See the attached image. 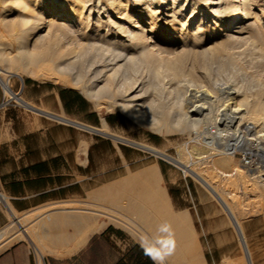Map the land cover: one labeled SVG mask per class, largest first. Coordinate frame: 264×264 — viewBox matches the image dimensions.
I'll return each instance as SVG.
<instances>
[{"label":"bare ground","instance_id":"6f19581e","mask_svg":"<svg viewBox=\"0 0 264 264\" xmlns=\"http://www.w3.org/2000/svg\"><path fill=\"white\" fill-rule=\"evenodd\" d=\"M17 1L23 4L27 0ZM35 1L34 4L38 5V18L32 24L31 31L34 32L32 34L36 39L40 38V42L41 39L44 40L43 49L38 51V55V52H31L28 50L29 47H22L20 44L15 46L17 50L14 53L8 51L9 54L5 48L3 50L0 47L2 49H0V60L7 59L10 64H16V68L20 70L31 63L33 66V63L37 62L38 56L49 58L60 79L70 82L68 76L64 75L66 69L74 67V63L76 64L86 57L94 72L89 85H85L86 93L95 100L97 105L104 106L105 104L101 100L107 99V103L112 109L120 107L158 130L184 129L206 139L207 143H220L221 151L218 154L221 155L214 159L217 167H224L225 174L231 176L229 181L234 183L237 180H242L243 183L249 182L250 175L248 180H245V172L233 158L235 150L240 148H243L242 152L248 153L252 157L251 162L247 165L248 168L254 172L257 169L261 174H264V84L260 83L256 87L253 85L243 87L235 80L236 82L234 81L233 84L236 89L227 91V95H229L227 108L218 107L215 103L217 95L212 94L217 89V82L213 81L212 75L220 81L223 67L227 61L232 64L234 75L241 74V70L235 65L243 52L241 49H234L235 47L227 45L229 40L238 37L229 30L234 28V32L242 33L241 27L245 17L251 15L252 6L258 4L259 0ZM23 6L25 8L27 2ZM23 17L25 18V16ZM223 30H227V33H224L227 36L225 41L219 40ZM27 32L29 33V31ZM28 33L27 35H29ZM27 35H23L26 43ZM254 37L256 38L255 35ZM254 37H251V40ZM4 45L6 44L2 46ZM255 45L257 46V44ZM262 45L261 47H264ZM261 47L257 49L254 46L255 56L264 61V49ZM177 48L180 49L177 50ZM199 64L202 65L201 70H198ZM51 67H42L40 73L46 74V71H50ZM3 70L4 68L0 64V79L5 92L19 99L20 104L34 108L32 103L14 93L9 78L3 75ZM32 72L31 75L37 74ZM80 76L78 73L77 81L80 80ZM188 84H204L207 88L189 93L187 91ZM150 88L157 91L158 95L166 96L170 103L164 105L154 99L151 103L145 104L142 99ZM254 89L263 90V97L258 101H251V97L247 95ZM241 91L245 96L239 99ZM60 116L62 115L60 114ZM210 124H214L213 133L204 130ZM202 125L204 126L201 127ZM100 130L121 139L112 131ZM229 130L233 134L227 136L224 131ZM251 143L254 144L256 152L251 149V146L249 148ZM139 145L179 164L185 172L189 171L198 177L220 199L243 242L247 258L246 264H253V255L248 247L247 237H245L246 234L242 226V216H239L235 211L236 207H233V202L222 193V189L220 190L218 184L213 181V177H207L200 170L197 171L194 166V155H200L204 147L191 145L190 149L191 146H184L182 155L176 157L153 146ZM233 173L236 175L235 177L232 176ZM260 178L259 180L263 181L262 186H264V176ZM235 195L238 196L237 193ZM1 196L5 197L3 193ZM89 198L91 200L93 198L90 206L84 205L85 207H81V209H73L75 213L72 212L76 227L78 224H82V231L75 239L74 247L78 248L91 233L101 231L109 224L126 228L133 233L138 232L140 235L154 237L157 234L158 225L168 222L172 225L176 239L175 252L168 257L170 264H200L198 245L186 214L185 212H175L157 162L137 170H129L127 174L102 184L89 194ZM253 206L255 212L264 214V207L262 208L258 204ZM9 208L10 215L19 221L21 230L16 235L14 234L15 236L11 235L13 230H5L3 233L7 235L10 233L11 238L7 237L9 240L7 239L6 244L3 243L7 245L14 239L28 236L38 252L40 264H43V257L50 250L45 243V237L49 233L47 231L49 228L45 227L47 222L45 221L44 227L39 221L29 225L27 222L35 212L21 217L13 208ZM72 215H70L71 218H73ZM63 221L65 222V219ZM72 223L73 221L70 226ZM54 225L57 226V224ZM3 233L1 235H4ZM61 235L63 237V233ZM3 237L6 238V235ZM49 244L54 245L50 241ZM54 247L56 248L57 245ZM70 249L68 252L71 251Z\"/></svg>","mask_w":264,"mask_h":264},{"label":"rangeland","instance_id":"374dc122","mask_svg":"<svg viewBox=\"0 0 264 264\" xmlns=\"http://www.w3.org/2000/svg\"><path fill=\"white\" fill-rule=\"evenodd\" d=\"M259 1L252 6L251 15L245 17L241 27L242 33L234 32V28L229 30L240 37L229 40L227 45L235 47L234 49H241L243 52L235 65L241 70V74L234 75L233 66L227 61L220 81L212 75L213 81L217 82V89L212 94L217 95L215 103L220 108L229 106L227 91L236 89L233 84L235 80L243 87L264 84V61L255 56L254 50V46L257 49L261 47V44L264 46V0ZM26 2L27 6L22 7ZM26 2L22 4L17 0H0V47L3 50L5 48L6 52L14 53L17 50L15 46L20 44L22 47H29L28 50L35 53L43 49L44 40L41 39L40 42V38L36 39L33 36L34 32L31 31L32 24L38 18V5L34 4L35 0ZM226 31H222L223 34H220L219 40L227 39L224 34L227 33ZM23 35H27L29 39L27 43ZM251 37L255 39L251 40ZM3 44H6L5 47L2 46ZM261 48L264 49V47ZM84 58L83 62L78 61L74 63V67L66 69L64 75L68 76L70 82L60 79L49 58L38 56L39 61L34 62L33 66L32 63L28 64L26 68H22L23 70L21 68L18 70L16 64H10L7 59L0 60L4 68L3 75L9 78L14 93L32 103L35 108L61 118L64 116L67 120L107 129L122 139L109 137L108 134H98L82 126L26 107L20 104L19 99L5 92L0 79V192L5 195L2 197L0 193V251L15 243H32L28 236H24L14 239L9 243L11 245H5L11 235H16L21 230L19 221L10 215L9 207L21 217L35 212L32 220L27 222L29 225L35 224L38 221L41 222L54 210H77L90 206L93 198L91 200L89 194L95 188L127 174L129 170H137L157 162L175 212L186 214L198 245L200 264H246V251L240 235L220 199L198 177L189 171L185 172L179 164L131 142L153 146L176 157L182 155L184 146L202 145L204 147L202 153L194 155L193 158L195 168L207 177H213V181L218 184L220 190L222 189V193L233 202L235 211L243 218L242 226L253 255V264H264V214L255 212L253 208L254 204L264 207V186H262L263 181L259 180L264 174L257 169L254 172L248 168L247 165L252 159L251 155L242 152L243 148L236 149L233 153L234 161L245 172V180L249 179L248 184L246 181V184L243 183L242 180L234 183L229 181L231 176L225 174V168L217 167L215 162L214 158L221 155L218 154L221 151L220 143H207L206 139L184 129L158 130L120 107L112 109L107 99L101 100L106 107L97 105L95 100L86 93L85 85H89L94 72L86 57ZM45 66H52L50 71L55 74L49 73L50 71H46V74L40 73L41 68ZM201 66L199 64L198 70L202 69ZM31 72L37 74L31 75ZM78 73L81 75L79 81H77ZM206 88L204 84H188L187 91L190 93ZM60 89L78 92L81 100L73 101L72 96L66 93V101L71 103L70 109H67L61 98ZM262 91L254 89L247 95L251 97V101H258L263 97ZM244 96V92L241 91L238 98ZM154 99L159 100L160 104L170 103L166 96L158 95L153 88L149 89L142 100L148 104ZM204 130L213 133L214 124H210ZM224 132L227 136L233 134L231 130ZM250 146L255 151L254 144L251 143L249 148ZM82 154L83 157H81ZM214 169L218 171L215 170V176ZM232 176L236 175L233 173ZM43 190L47 192L38 194ZM108 227L110 232L102 236L96 245L94 250L96 255L111 258L120 248L125 249L133 243L139 244L140 233H133L115 224H109ZM7 229L13 230L11 231L13 234H4L3 232ZM2 233L6 235V238L1 235ZM144 233L147 234L146 231ZM34 253L39 258L35 248ZM166 264H170L169 258Z\"/></svg>","mask_w":264,"mask_h":264},{"label":"crops","instance_id":"0c3cea01","mask_svg":"<svg viewBox=\"0 0 264 264\" xmlns=\"http://www.w3.org/2000/svg\"><path fill=\"white\" fill-rule=\"evenodd\" d=\"M49 175L50 174H48V176ZM46 192H47V190H43V191H40L38 194H43ZM71 210L70 209L54 210L53 212L49 213L47 215V217L41 221L42 222L41 226L44 227L45 226L44 223L46 221L47 224L45 227L49 228V229H47V231L49 233H48V236L45 237V243H47V247L50 249L48 251V253H46L45 256L43 257V264H117L118 261L120 260V258L123 256V251H124L123 248H120L119 251H117V254L112 256L111 258H109L107 256L102 257L101 255H96L94 253L96 245L100 241V239L102 238V234L105 232L107 227L101 231H96V232L91 233V235L88 236L87 240L83 244L79 245L78 248L74 247L75 242H76L75 239H77V237H79V235L82 231V224H78L77 225L78 227H76V223L74 222L75 218H74V214H73L75 212L73 209H71ZM62 212H63V214H62ZM57 213H59V214H57ZM56 214H57V217L55 216ZM70 215H72L73 218H71ZM48 216H50V217H48ZM53 216L56 218V220H54L55 218ZM58 216H60V217H58ZM66 216H67V218H66ZM68 217H70L69 218L70 220L68 219ZM62 219L63 220L65 219V222ZM55 221H57V222H55ZM72 221H73V223L70 226V223ZM54 224H57V226ZM74 224H75V226H74ZM57 227H59V228H57ZM64 227H65V229H64ZM60 233L61 234L63 233V237ZM57 237H59V238H57ZM49 239H51V240H49ZM49 241L51 243H54V245L53 246L50 245ZM31 242L32 243H15V244L7 247L6 249L2 250L0 252V264H40L39 259L37 258L36 254L34 253V248H35L34 243L32 240H31ZM32 244H33V246H32ZM61 244L63 247L61 246ZM49 245L52 249L49 247ZM56 245H57V247L58 246L59 247L55 248L54 246H56ZM53 247L55 248V250ZM64 247H66V248H64ZM69 248H71L70 249L71 251L68 252ZM73 248H74V250H73ZM59 249H60V253H59Z\"/></svg>","mask_w":264,"mask_h":264},{"label":"clouds","instance_id":"9594fccd","mask_svg":"<svg viewBox=\"0 0 264 264\" xmlns=\"http://www.w3.org/2000/svg\"><path fill=\"white\" fill-rule=\"evenodd\" d=\"M156 233L154 237L141 235L139 245L152 264H166L167 258L173 255L176 249L175 233L168 222L158 225Z\"/></svg>","mask_w":264,"mask_h":264},{"label":"trees","instance_id":"16d2710c","mask_svg":"<svg viewBox=\"0 0 264 264\" xmlns=\"http://www.w3.org/2000/svg\"><path fill=\"white\" fill-rule=\"evenodd\" d=\"M66 93H69L72 96L73 101L81 100V95L78 92L71 89H60L61 98L63 99L67 109H70L71 103L66 101ZM109 232L110 228L108 227L102 236ZM117 264H152V261L143 254L139 244L133 243L124 249L123 256L120 258Z\"/></svg>","mask_w":264,"mask_h":264},{"label":"water","instance_id":"95a60500","mask_svg":"<svg viewBox=\"0 0 264 264\" xmlns=\"http://www.w3.org/2000/svg\"><path fill=\"white\" fill-rule=\"evenodd\" d=\"M33 109H34V110H37V111H39V112H43V113H45V114H48V115H50V116H53V117L59 118V119H61V120H66V119L61 118V117H59V116H56V115H54V114H52V113L42 111V110H40V109H38V108H35V107H34ZM66 121L70 122L71 124L77 125V126H82V127L86 128V129H89V130H91V131H94V132H96V133H98V134H104V135H107L106 133H104L103 131H101V130H100L99 128H97V127H93V126H89V125L81 124V123H79V122L72 121V120H66ZM107 136H109V137H113V136H111V135H107ZM113 138H116V137H113ZM117 139H118V138H117ZM121 140H122V139H121ZM131 143H133V144H135V145H137V146H140L139 143H136V142H131ZM140 147H141V146H140ZM242 243H243V242H242Z\"/></svg>","mask_w":264,"mask_h":264},{"label":"built area","instance_id":"2783aa9c","mask_svg":"<svg viewBox=\"0 0 264 264\" xmlns=\"http://www.w3.org/2000/svg\"><path fill=\"white\" fill-rule=\"evenodd\" d=\"M39 259V258H38Z\"/></svg>","mask_w":264,"mask_h":264}]
</instances>
